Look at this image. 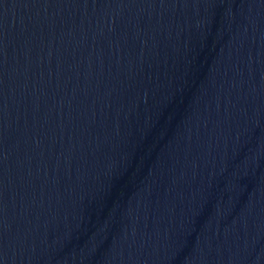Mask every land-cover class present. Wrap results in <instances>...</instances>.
<instances>
[{
  "label": "water",
  "instance_id": "obj_1",
  "mask_svg": "<svg viewBox=\"0 0 264 264\" xmlns=\"http://www.w3.org/2000/svg\"><path fill=\"white\" fill-rule=\"evenodd\" d=\"M0 264H264V0H0Z\"/></svg>",
  "mask_w": 264,
  "mask_h": 264
}]
</instances>
